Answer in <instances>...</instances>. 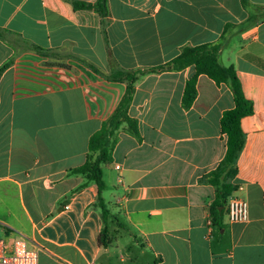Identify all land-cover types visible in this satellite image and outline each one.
<instances>
[{"label": "crops", "instance_id": "0c3cea01", "mask_svg": "<svg viewBox=\"0 0 264 264\" xmlns=\"http://www.w3.org/2000/svg\"><path fill=\"white\" fill-rule=\"evenodd\" d=\"M72 1L0 0V65L10 59L0 74V222L37 250L38 264H264V0H107L104 17ZM227 23L220 61L253 106L232 179L247 219L225 214L212 226L214 189L201 182L225 153L230 88L200 74L184 107L193 66L150 72L128 107L138 135L119 130L102 168L103 246L97 187L77 190L83 177L68 171L125 92L108 75L164 64L185 45L217 40Z\"/></svg>", "mask_w": 264, "mask_h": 264}, {"label": "trees", "instance_id": "16d2710c", "mask_svg": "<svg viewBox=\"0 0 264 264\" xmlns=\"http://www.w3.org/2000/svg\"><path fill=\"white\" fill-rule=\"evenodd\" d=\"M240 2L246 8L248 0H240ZM72 3L76 9H93L103 17L108 14L107 0H96L94 3L73 0ZM231 26V23L225 24L217 40L183 46L174 58L164 64L142 70L114 68L108 75L110 80L125 82V92L113 113L89 137L85 161L68 171L69 175L76 174L83 177V182L77 187V190L85 187L89 182H93L97 187V196L93 207L98 209L103 222V246L106 245L107 220L111 211L103 197L105 182L102 178V165L111 161L119 130H125L134 136L138 135L137 121L129 116L128 107L132 100L134 83L140 76L150 72L181 70L187 66H193L194 73L186 81L183 91L182 103L184 107H189L196 96L195 85L200 74L208 76L217 84L225 83L231 90L233 106L225 110L220 118V128L226 136L225 153L218 164L201 178V182L211 185L214 189V197L207 205L210 223L217 229L222 226L223 216L227 212V199L236 189V185L232 182L237 172L235 161L244 145L240 120L253 112L252 103L244 96L234 67L224 65L220 61L225 38ZM9 63L10 59L0 65V74Z\"/></svg>", "mask_w": 264, "mask_h": 264}, {"label": "built area", "instance_id": "2783aa9c", "mask_svg": "<svg viewBox=\"0 0 264 264\" xmlns=\"http://www.w3.org/2000/svg\"><path fill=\"white\" fill-rule=\"evenodd\" d=\"M116 168H119L116 165ZM67 207V206H66ZM247 202L235 195L227 199L226 216L229 221H245L247 219ZM12 239L6 241L7 235ZM0 264H38L37 250L28 245L27 239L15 233L0 222Z\"/></svg>", "mask_w": 264, "mask_h": 264}, {"label": "rangeland", "instance_id": "374dc122", "mask_svg": "<svg viewBox=\"0 0 264 264\" xmlns=\"http://www.w3.org/2000/svg\"><path fill=\"white\" fill-rule=\"evenodd\" d=\"M222 59H223V58H222ZM223 60H224V59H223ZM223 63L225 64L226 62L223 61ZM105 166H106L105 164L102 165L103 170H105Z\"/></svg>", "mask_w": 264, "mask_h": 264}]
</instances>
